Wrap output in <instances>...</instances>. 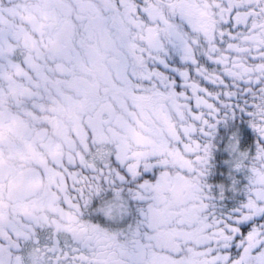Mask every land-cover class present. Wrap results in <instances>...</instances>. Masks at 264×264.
<instances>
[{"label":"snow or ice","instance_id":"snow-or-ice-1","mask_svg":"<svg viewBox=\"0 0 264 264\" xmlns=\"http://www.w3.org/2000/svg\"><path fill=\"white\" fill-rule=\"evenodd\" d=\"M0 264H264V0H0Z\"/></svg>","mask_w":264,"mask_h":264}]
</instances>
